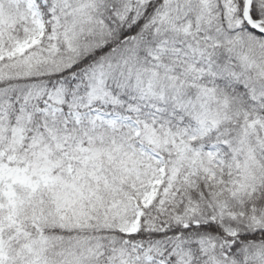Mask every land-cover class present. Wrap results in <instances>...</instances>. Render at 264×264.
Here are the masks:
<instances>
[{"label":"snow or ice","instance_id":"obj_1","mask_svg":"<svg viewBox=\"0 0 264 264\" xmlns=\"http://www.w3.org/2000/svg\"><path fill=\"white\" fill-rule=\"evenodd\" d=\"M0 264H264V0H0Z\"/></svg>","mask_w":264,"mask_h":264}]
</instances>
